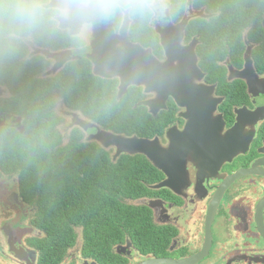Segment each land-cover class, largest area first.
<instances>
[{"label": "flooded vegetation", "instance_id": "flooded-vegetation-1", "mask_svg": "<svg viewBox=\"0 0 264 264\" xmlns=\"http://www.w3.org/2000/svg\"><path fill=\"white\" fill-rule=\"evenodd\" d=\"M254 1L249 17L230 18L234 11L219 0H160L162 10L141 27L127 16L101 19L82 35L71 25L60 27L65 47L40 45L35 37L24 43L20 59L35 65L36 78L78 62L88 80L112 82L118 103L129 104L118 110L141 114L146 130L113 133L58 98L56 110L68 127L72 115L88 126L63 127L64 136L79 127L85 142L102 145L90 137L111 132L147 141L146 147L156 142L158 151L172 148L159 159L106 148L112 161L124 156L142 168L141 185L128 190L143 195L125 201L142 233L122 229L108 251L87 250L80 235L50 264H264V0ZM125 18L132 48L121 34ZM57 52L67 57L54 72L51 54ZM139 72L141 84L119 96L120 73ZM2 81L0 75V130L19 131L13 120L19 117L23 126L22 117L6 104L1 108L14 96L7 76ZM0 182V264H44L47 234L35 227L36 206L16 173L0 168Z\"/></svg>", "mask_w": 264, "mask_h": 264}, {"label": "trees", "instance_id": "trees-1", "mask_svg": "<svg viewBox=\"0 0 264 264\" xmlns=\"http://www.w3.org/2000/svg\"><path fill=\"white\" fill-rule=\"evenodd\" d=\"M219 1L234 11L230 18L249 17L256 4L254 0ZM142 25V19L134 20V27ZM34 37L53 49L66 46L59 29ZM25 53L23 44L12 55L0 54L1 83L7 76V86L14 93L7 102L1 101V108L6 104L9 113L21 116L25 128L21 133L1 127V173H16L23 195L37 208L35 227L47 234L48 242L41 248L44 264L62 256L80 235L87 250L108 251L122 229L142 233L141 226L130 222L134 218L125 204L127 198L143 195L128 190L141 185L142 168L124 156L112 161L110 150L83 141L79 127L64 136L57 99L113 133L145 135L141 114L118 110L129 104L118 103L112 82L88 80L79 74L78 62L50 78H36L35 65L20 59Z\"/></svg>", "mask_w": 264, "mask_h": 264}, {"label": "clouds", "instance_id": "clouds-1", "mask_svg": "<svg viewBox=\"0 0 264 264\" xmlns=\"http://www.w3.org/2000/svg\"><path fill=\"white\" fill-rule=\"evenodd\" d=\"M162 7L160 0H0V54L12 55L27 40L64 23L82 35L92 21L150 18Z\"/></svg>", "mask_w": 264, "mask_h": 264}, {"label": "water", "instance_id": "water-1", "mask_svg": "<svg viewBox=\"0 0 264 264\" xmlns=\"http://www.w3.org/2000/svg\"><path fill=\"white\" fill-rule=\"evenodd\" d=\"M67 25H69V24L64 23V24H61L60 27L64 28ZM127 28H128V23H127L126 18H125L124 24L121 27V34L123 36H125V41L129 44L128 48H132V46L130 45V41L128 39V36H127ZM51 55L57 60L56 64L53 67V71L56 72L59 68H61L63 66L65 59L67 57V53L57 52V53H53ZM164 68L167 72L168 65H165ZM111 73L112 72L108 71L107 73H103V75L107 76V75H111ZM136 74H137L136 76L132 75V74L129 76H126V75L120 73L121 79H122V84H121V88L119 91V96L121 95V91L122 92L126 91V88L128 85H130V84L140 85L141 84V82L143 81V73L139 72ZM125 78L135 79L136 81H133L131 79L125 80ZM160 82L164 83V82H168V80L161 79ZM169 82H172V81H169ZM172 83L177 84L175 82H172ZM13 121L17 122V128L22 133L23 132V126L20 123L21 119L18 117V118H15ZM80 126L83 127L84 129H87V127H88L84 124H82ZM90 138L100 141L102 143V146L105 148H108L109 146L114 145L117 148V151H116L117 154H121L123 152H127V153H133V152H138V153L143 152L144 153V152H146L149 154H154L155 158L159 159L158 155L164 154V153H169L172 150V148H170L169 150H161L160 149V151H158L159 148H158V144L156 142H152L153 143L152 147H146L147 141H144L141 139H135V138H125L121 135L112 134L111 132H105L102 134H97V135L92 136Z\"/></svg>", "mask_w": 264, "mask_h": 264}, {"label": "rangeland", "instance_id": "rangeland-1", "mask_svg": "<svg viewBox=\"0 0 264 264\" xmlns=\"http://www.w3.org/2000/svg\"><path fill=\"white\" fill-rule=\"evenodd\" d=\"M60 105V104H59ZM59 105H58V110H59V112H60V110L62 109V107L60 106L59 107ZM62 113V112H61ZM72 121L73 122H71L70 124H69V127H68V119H64L63 121V124H62V128H61V130H63V127L65 128V127H67V130H69L70 129V127L71 126H73V125H82L80 122H81V120H79V118H77V117H74L73 115H72ZM4 182H5V185L8 187V189H11L12 187H13V183H12V181L11 180H9V178H3L2 179ZM0 185H1V182H0Z\"/></svg>", "mask_w": 264, "mask_h": 264}]
</instances>
